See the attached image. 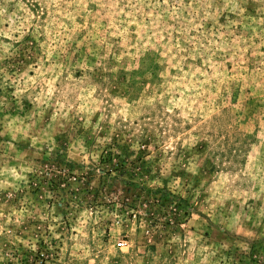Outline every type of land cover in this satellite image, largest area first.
Instances as JSON below:
<instances>
[{
	"label": "rangeland",
	"instance_id": "1",
	"mask_svg": "<svg viewBox=\"0 0 264 264\" xmlns=\"http://www.w3.org/2000/svg\"><path fill=\"white\" fill-rule=\"evenodd\" d=\"M0 264H264V0H0Z\"/></svg>",
	"mask_w": 264,
	"mask_h": 264
},
{
	"label": "built area",
	"instance_id": "2",
	"mask_svg": "<svg viewBox=\"0 0 264 264\" xmlns=\"http://www.w3.org/2000/svg\"><path fill=\"white\" fill-rule=\"evenodd\" d=\"M124 244H125V242H122V241L118 242V246H119V247H123Z\"/></svg>",
	"mask_w": 264,
	"mask_h": 264
}]
</instances>
